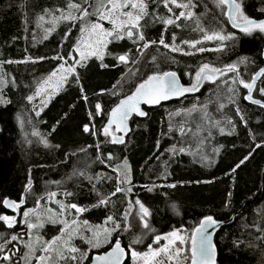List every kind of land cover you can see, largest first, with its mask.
Here are the masks:
<instances>
[{"label": "trees", "instance_id": "obj_1", "mask_svg": "<svg viewBox=\"0 0 264 264\" xmlns=\"http://www.w3.org/2000/svg\"><path fill=\"white\" fill-rule=\"evenodd\" d=\"M178 1L194 6L191 19L176 20L179 9L171 14L162 0H147L150 15L140 23L146 40L156 43L140 51L139 45L127 38L110 43L103 60L91 58L78 65L79 81H75V74L69 76L41 111L37 96L32 102L26 98L62 63L56 56L70 58L68 53L80 35L81 22L61 20L42 38L40 23L59 17L57 9L67 12L69 0H0V64L8 80L3 91L5 102L0 103V215L10 214L2 203L4 199H23L21 209H29L47 193L57 192L68 203L87 209L80 215V222L102 225L113 216L121 228L113 232L112 243L86 253L83 264L112 248L117 239L127 252L123 264H130L131 251H147L149 244L154 245L155 235L179 229L190 232L205 215L229 219L245 204L244 213L216 235L218 264H264V107L245 100L246 89L232 82L236 75L228 72L215 82L204 81L198 91L183 99L146 109L144 119L133 117L130 121L131 132L122 144L112 143L103 135L109 111L148 75L174 71L189 86L204 63L223 68L247 57L239 70V77L245 81L264 66L263 34L233 30L226 7L222 11L215 0ZM89 2L95 4L96 0ZM241 5L248 17L264 19V0H242ZM169 17L175 23L165 25L162 21ZM85 19L95 21L97 17ZM201 28L232 33L235 38L222 50L192 54L174 52L159 44L161 37L173 44V35L175 44L202 40ZM125 53L128 63L115 58ZM261 87L264 76L253 93L254 98L264 101L259 95ZM96 103L101 105L99 114ZM85 124L89 132L83 131ZM34 131L48 143L28 139ZM125 160L131 166V185L117 179V169ZM29 180L31 188L25 191ZM118 185L132 190L115 192ZM113 192L115 195H111ZM101 196L109 197L108 204L93 207ZM137 199L149 209V228L140 221ZM125 211L130 213L127 221ZM107 224L112 227L111 222ZM126 225L130 226L127 230ZM21 228L20 221L14 228L0 221V243ZM59 231V226L49 223L42 230L47 239ZM136 237H141L139 243L132 242Z\"/></svg>", "mask_w": 264, "mask_h": 264}, {"label": "snow or ice", "instance_id": "obj_2", "mask_svg": "<svg viewBox=\"0 0 264 264\" xmlns=\"http://www.w3.org/2000/svg\"><path fill=\"white\" fill-rule=\"evenodd\" d=\"M164 6L168 8L171 12L172 8L169 4H173L181 9H189L191 7L189 3H180L178 0H162ZM216 6L223 9L227 8V17L229 22H231L234 28H238L241 32L251 35L254 31L258 30L260 33H264V20L257 21L245 15L242 10L241 3L238 0H215ZM89 8L92 11L89 12ZM67 12L63 9H57L61 12L59 17L53 16V22L58 21H70L75 24L76 21H80L79 32L80 35L77 38L76 43L72 47V51L68 53L69 57L72 58V63L68 64L67 61L61 63L56 70H53L49 76L40 83L37 90L33 95L27 96V100L32 102L36 96H40L42 93H46L47 98L59 92L62 86L68 82V77L75 73V81H79V74L76 73V66H83V61L89 56H96L98 59L103 60L104 50L107 46L114 41H121L125 38L131 40L134 44H138L137 51L141 48L147 49L151 44L156 43V41L146 40L145 34L143 32V25L141 21L149 16V5L147 0H96L95 4L89 2V0H82V3L74 2V0H69L67 5ZM47 11V10H45ZM96 16L97 20L90 21L86 20V17ZM194 13L190 10L180 11L179 15L175 17L178 20L180 17L192 18ZM40 16L39 19H43ZM154 19H160V17H154ZM104 21H107L111 27H104ZM165 25H170L175 23V20L171 17L163 19L162 21ZM179 26V25H177ZM204 35L203 40H219L224 41L228 39H234V34L229 33L227 35L222 34L221 31L208 32L206 29L201 28ZM50 31V30H49ZM173 44L165 43L163 37L159 40V44L163 45L165 48H171L172 51H183L175 45V35H173ZM142 42V43H140ZM182 43L195 48L197 44L201 43L200 40H184ZM224 45L221 43L216 49H206L200 47L197 49L199 52L204 51H219L222 50ZM73 53L79 55V59H76ZM191 54V53H185ZM116 59L120 62L127 63L129 56L125 54H117ZM28 59H31L29 57ZM39 59H44L40 57ZM56 59L64 60L63 56H58ZM155 60V57L152 58ZM247 57H241L238 63H247ZM12 63V61H8ZM238 63H231L225 65L223 68L212 66L208 63L202 64L195 73L194 82L189 86H184L180 83L176 72L164 71L156 72L148 75L146 79L140 81L134 90L130 94L126 95L124 98L120 99L118 104L110 110L109 118L107 124L103 127V135L109 137L112 143H124V136L117 135V133H127L130 129L128 126V120L130 116L135 113L140 117H145L148 115L147 112L142 110L141 105H157L161 101L168 100L172 97L183 96L185 93H194L199 90L200 86L204 81L215 82L218 77L225 75L228 72L236 73L233 78V83H239L245 89H247V95L245 99L248 101L259 104L264 107V102L256 100L253 98V90L256 87L257 80L264 76V68H260L258 72L252 75L250 81H245L239 77ZM67 64V67L65 66ZM101 67H107L105 64H101ZM4 81L0 79V84ZM229 91H234V89H229ZM81 92H83V87L81 86ZM259 92L264 94V87L259 88ZM47 98L41 101V111L43 107L47 105ZM87 100V96L84 97ZM196 106L193 105V110ZM96 113L99 114L101 111V105L96 103L95 105ZM239 112V109H237ZM39 115V112H37ZM206 115V114H205ZM92 116V113H89ZM243 119V117H241ZM221 132L224 131L223 128L220 129ZM84 132H89L90 128L88 124L83 126ZM181 134H183V129L181 128ZM95 134V133H93ZM43 143L47 144V140H43ZM259 146V145H257ZM179 151L183 152L184 149L180 148ZM109 158H111L109 156ZM247 158V157H246ZM243 161H241L242 163ZM122 168L124 171L117 177L119 183L131 185V166L128 164L127 160L123 162ZM119 171V169H117ZM83 175V173H81ZM170 187H175V185H169ZM31 188V180L28 182V186L25 191ZM131 187L121 188L119 185L116 187L115 192H131ZM149 191L152 189L149 188ZM115 192L111 195H115ZM56 192L47 193L48 199L51 201L56 197ZM65 195H71V193H65ZM231 195V194H229ZM60 209L61 213L57 214L52 209H44L43 212L37 211V209L29 208L23 212L24 223L27 225L29 230V236L31 237V230L37 227H43L44 220H40L39 217L47 216V220L55 224L57 222L61 223L63 227L60 229V235L52 237L50 240H44L43 237L37 235L36 241L33 242L31 239L25 242V248L27 251L24 253V258L27 259L29 256L34 255L36 249V244H40V251L45 253L36 257L38 264H50L52 261V254L55 253L56 261L55 264H68L69 261L73 264H83V259L87 258L85 252H82L80 248L76 247L72 240L75 236L79 235L80 224L76 219L71 222L62 218L64 209H75L76 213H83L87 209L85 207L78 206L75 203L64 204L61 201H55ZM109 202L108 196H101L96 205H107ZM2 203L11 208L14 212L20 210L21 205L24 204V200L21 199L19 202L9 199H4ZM139 205L140 221L144 228H149L148 221L146 217L150 216L149 209L145 207L138 199L135 201ZM132 207L131 201L129 202V208ZM175 208V205H173ZM37 208H39V202H37ZM130 213L125 211L124 220L127 221ZM31 216L37 217V222L33 223L30 219ZM0 221H3L9 228L16 224V217L11 215H0ZM108 222L112 223V227L107 226H95L94 229H89L91 231L90 237H83L87 244L91 248H99L104 243H112L111 237L112 233L121 228L120 222L116 221L113 216H108L105 221V225ZM220 221L215 219L212 215H205L198 224L193 227L187 234H182L180 230L170 231L163 236L155 235L154 242L157 244L161 239L167 241L162 246L153 248L151 244L147 246V251H131L132 264H170L171 261H176V264H216V245L213 243L212 234L209 229H213ZM83 224L87 225L88 221L84 220ZM130 227L126 225L125 230ZM153 231H155L153 229ZM17 235H12L11 240H18ZM141 237H136L132 241L133 243H139ZM177 241L183 247L177 246ZM3 251V245H0V252ZM190 251V256L182 257V253H187ZM77 253L80 255L78 256ZM127 255L124 247L121 246L119 239L114 241V246L110 251H106L103 255H98L95 257L96 264H123L124 258ZM3 259L10 261L9 255H4Z\"/></svg>", "mask_w": 264, "mask_h": 264}, {"label": "rangeland", "instance_id": "obj_3", "mask_svg": "<svg viewBox=\"0 0 264 264\" xmlns=\"http://www.w3.org/2000/svg\"><path fill=\"white\" fill-rule=\"evenodd\" d=\"M238 2L242 3V0H238ZM180 3H183V2H180ZM169 7L172 8L171 14H174V10L173 9H179L180 11H188V10H190V11H192L194 13V6L192 4H191V7L189 9H187V10L178 8V7H176L175 5H173L171 3L169 4ZM226 13H227V8H226ZM181 18H185V17H181ZM185 19H189V18H185ZM103 23H104V27H106V28H110L111 27V25L107 21H104ZM58 24H59V21L58 22H53L52 18L43 20L40 23V25H39V29H40V32H41V37L45 38L46 36H48L52 31H54L56 29ZM255 32L260 33L258 30L254 31L253 33H255ZM261 34L264 35V33H261ZM225 35H227V34H225ZM229 40L230 39L224 40V41L221 42V41L215 40V39L211 40V41H206V40L202 39V40H200L201 43L197 44L195 48H192L189 45L184 44V43H179V44H175V45L178 46L179 48L183 49V51H175V52L191 53L192 54V53L199 52V51H197V49L200 48V47H204L206 49H216V48H218V46L221 43L225 47V45L228 43ZM105 50H104V54H103V59L105 57ZM210 51H212V50H210ZM56 57H58V56H56ZM75 58L79 59V55L77 53H75ZM91 58H97V57L96 56H89L82 63L86 62L87 60H89ZM61 61H62V63L67 61L68 64H71L72 63V58L71 57L69 59H65L64 58V60H61ZM128 62H129V60H128ZM65 66L67 67V64ZM241 66H242L241 63H238V72H239ZM233 74L236 75V73H233ZM223 76L224 75L221 76V79H222ZM194 78H195V76H194ZM0 79H2L4 81L3 84H0V103H4L5 102V98L3 97V91H4V88L8 84V80H7V77H6L5 73H4V68H3V66L1 64H0ZM224 81L225 80H222L221 82H224ZM193 82H194V79H193ZM205 82H210V81H205ZM117 92H118V89L115 91V93H117ZM244 94H243V96H244ZM54 95H52L50 98H47L46 93H42L40 96H37V98L39 99V103H40V110H41V101L43 99L47 98V104H48L49 101L51 100V98ZM259 95H263L264 96V94H261L260 92H259ZM253 97H255V95ZM27 138L28 139L37 138V139H40L42 142H43V140H45V137L38 131H34V132H32L31 135H27ZM123 171H124V169L121 166V168H119L118 174L120 175ZM55 201H61V202H63L66 205L70 204L64 199V197L60 196V194L57 193L56 197H54L53 200H51V201L48 199V196H45L44 198H41V200L39 201V208H37V206H36L33 209H37V211L43 212L44 209L47 208V209H52L57 214H60L61 213V209H60L59 205ZM26 210L27 209H25V208L24 209H20L19 211L11 214V216H15L16 217L17 223H18V218H19V221L22 224L23 228L13 234V235H17L19 237L18 240L13 241L10 238L8 241L0 243V245H3V251L0 252V264H38V261H37L36 257H39L41 255H45V253L40 251V244H36V249L37 250L35 251L34 255L29 256L27 259L24 258V253L27 251V249L24 246L25 242H28L30 239L33 242H35L37 235L43 237L44 240H50V239H47V236L43 235L42 230L44 229L46 224H48V223L49 224H53V223H51L50 221L47 220V216L39 217L40 220H44L45 221L44 224H43V227H37V228L32 229L31 230V237H30L29 234H28L29 230L27 228V225L23 222L24 221L23 212L26 211ZM81 214L82 213L77 214L75 209H64L63 210V215H62L63 219L68 220L69 222H71L73 219H76L79 222V224H80V227H79V233L80 234L73 238L72 243L76 247L80 248L81 251H83V252H85L87 254H89L92 251L99 250V249H101L103 247L108 246L110 243H104L99 248H91L90 245L87 244L85 242V240L81 238V236L90 237L92 233H91V231H89V229L90 228L94 229L95 226L98 225V224L97 225H91V224L85 225V224H83V222H80V215ZM30 219H31V221L33 223L37 222V217L36 216H31ZM53 225L59 226L60 229L63 227V225L61 223H59V222H57V223H55ZM99 226H107V227L111 228L108 224L107 225L102 224V225H99ZM179 230L181 231L182 234H187L188 233L187 231H184V230H181V229H179ZM58 235H60V231H59V233L56 236H58ZM165 243H167V241L161 239V241L158 244L155 242L152 247L156 248V247L164 245ZM83 246H85V247H83ZM177 246L183 247L182 245L179 244V241H177ZM6 254L10 256V261H6V260L3 259V256L6 255ZM77 255L79 256L80 254L77 253ZM181 256L182 257L190 256V251H188L187 253H182ZM130 257H131V254H130ZM55 261H56V255H55V253H53L52 254V261L50 262V264H55ZM60 264H64V262H60ZM68 264H73V262L69 261ZM130 264H132L131 258H130ZM170 264H176V261H171Z\"/></svg>", "mask_w": 264, "mask_h": 264}, {"label": "water", "instance_id": "obj_4", "mask_svg": "<svg viewBox=\"0 0 264 264\" xmlns=\"http://www.w3.org/2000/svg\"><path fill=\"white\" fill-rule=\"evenodd\" d=\"M227 18H228V17H227ZM262 20H264V19H262ZM228 21H229V20H228ZM257 21H259V20H257ZM229 24H230V26H231V28H232L233 30H235V31H240L238 28H234V27L232 26L231 22H229ZM263 59H264V48H263ZM262 68H264V66H263ZM173 72H174V71H173ZM177 76H178V78H179L180 83H181L182 85H184L183 82L181 81V79H180V77H179L178 74H177ZM260 78H261V77H260ZM260 78L257 80L256 87L254 88L253 93H254L255 89L257 88V86H258V83H259V81H260ZM203 83H204V82H203ZM203 83H202V85H203ZM202 85L200 86V88L202 87ZM184 86H185V85H184ZM186 87H187V86H186ZM194 93H195V92H194ZM253 93H252V95H253ZM191 94H193V93H185L183 96L172 97V98H170V99H168V100L161 101V102H160L159 104H157V105H145V104H142V105H141V108H142V110H144L145 112H147L146 109H156V108H159V107H161L162 105L167 104V103H170V102H172V101L179 100V99H183V98H185V97H187V96H189V95H191ZM247 94H248V93H247V89H246V95H247ZM246 95H245V97H246ZM123 98H124V97H123ZM253 98H254V97H253ZM121 99H122V98H121ZM254 99H256V98H254ZM245 100H246L248 103L252 104V105H255V106H261V105H259V104H254V103L248 101L247 99H245ZM256 100H259V99H256ZM260 101H262V100H260ZM118 102H119V101H118ZM118 102H117L113 107H115V106L118 104ZM262 102H264V101H262ZM113 107H112V108H113ZM261 107H262V106H261ZM109 113H110V111H109ZM109 113H108L107 120H108V118H109ZM133 117H138V118H140V119H144L146 116H145V117H140V116L136 115L135 113H133V114L130 116V118H129V120H128V126H129V129H130V130H129L127 133H117V135H122V136H124V140H125V137H127V136L130 134V132H131V128H132V127H131L130 121L133 119ZM107 120H106V124H107ZM106 124H105V125H106ZM116 144H121V143H116ZM109 156L111 157V155H109ZM9 200H11V199H9ZM4 207H5V209H6L8 212H14L11 208L6 207L5 205H4ZM21 207H22V206H21ZM246 207H247V204H245V205H244L239 211H237L236 213H234L229 219H226V220H219V219H217L218 221H220V223L218 224V226H216V227L213 228V229H209V231H210L211 234H212V240H213V243H214V244H215L216 235H217V233L219 232V230L222 229L223 227H226V226H229V225L233 224L234 221H235V219L244 213ZM215 219H216V218H215ZM215 245H216V244H215ZM110 250H111V248L108 249V250H106V251H110ZM106 251L94 255L93 258L91 259V261L89 262V264H96V262H95V257L98 256V255H103ZM126 253H127V252H126ZM126 257H127V255L125 256L124 261L126 260ZM124 261H123V263H124ZM189 264H190V261H189ZM216 264H218L217 251H216Z\"/></svg>", "mask_w": 264, "mask_h": 264}, {"label": "flooded vegetation", "instance_id": "obj_5", "mask_svg": "<svg viewBox=\"0 0 264 264\" xmlns=\"http://www.w3.org/2000/svg\"><path fill=\"white\" fill-rule=\"evenodd\" d=\"M21 209V208H20ZM12 213H15V212H10V214L9 215H11ZM18 223H19V218H18ZM17 225V222H16V224L13 226V228L15 227ZM22 229V228H21Z\"/></svg>", "mask_w": 264, "mask_h": 264}]
</instances>
